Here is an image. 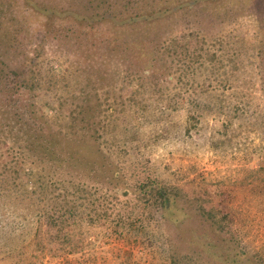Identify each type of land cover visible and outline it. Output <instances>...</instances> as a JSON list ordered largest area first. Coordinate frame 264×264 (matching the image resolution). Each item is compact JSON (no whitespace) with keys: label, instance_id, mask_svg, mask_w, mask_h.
Returning <instances> with one entry per match:
<instances>
[{"label":"rangeland","instance_id":"rangeland-1","mask_svg":"<svg viewBox=\"0 0 264 264\" xmlns=\"http://www.w3.org/2000/svg\"><path fill=\"white\" fill-rule=\"evenodd\" d=\"M90 5L91 0H0V128H3L0 135L9 137L7 132L12 130V133L21 136V126L13 124L23 121L24 118L30 121L25 125L26 131L31 127H38L37 132L40 133L42 129L48 130L46 123L39 116L40 112L49 113L56 109L65 115L76 113L80 116L82 113L78 110L87 107L89 109L87 116L91 118L84 135L86 146L90 145L87 149L92 150V156L95 158L98 156L94 151L97 141L101 142L106 151L117 148V156L112 154L110 158L113 163L111 166L117 165L121 171L120 179L115 181L118 183L117 186L113 185L115 182H105L106 191L107 187L112 188L106 198L101 197L102 194L99 193V197L108 205L109 218L94 223L85 220V223L81 224L83 236L79 241H74L73 250L65 249L57 253L58 251L54 250L57 242L52 249L50 248L52 251H48V248L43 251L34 249L28 247L29 243L33 244L32 238L24 248L30 249L31 258L33 257L31 253L38 254V264H169L166 247L170 245L167 243L174 242L179 252H190L195 246V240L190 241L191 237L206 227L199 213L196 214L193 210L196 211L198 205L207 208L210 202L217 204L214 208L215 213L217 208H223L228 212V215L224 216L222 209H218L217 226L218 232H221L218 236L223 233L232 234L230 236L234 237L232 243L241 246L251 256H244L237 264H259L258 260L264 259L263 31L259 34L261 43V49H257L259 52L255 54L256 50L249 46L243 48L241 58L239 57L237 61L239 68L233 69L230 76L232 103L243 107L245 113H210L198 120L197 112L193 110L184 112L180 109L163 114L170 115L167 119L172 120L170 126L165 129L162 127V122L168 126L165 116L150 112L159 101L158 97L165 93L160 74L164 69L163 65L169 67L172 65L171 68L177 71L175 75L179 70H188L189 67L185 64L194 51L195 37L201 35V32L212 34L210 31L218 28L215 25L217 21H213L216 18H209L206 15L197 18L187 9L180 8L169 17L167 23L161 21L162 27L161 24L158 25L161 29L171 30V33L178 36L166 52H163L164 48L156 47L155 42L159 39L157 34L143 40L145 54L139 55L136 48L134 51L127 49L121 53L118 51L122 49L100 53L96 45L102 33L93 35L87 33L90 24L87 23V19H83L88 9L90 10ZM249 7L252 11L251 17L262 18L261 21H255V24H262L264 27V0L255 2L252 0V3L246 6L247 9ZM207 8L208 6L203 10L206 13ZM250 23L252 26L253 22ZM160 32L162 30L159 34ZM27 55L30 57L35 55L33 63L38 65L40 76L44 73L43 59L46 58V61L58 57L64 59L77 71L70 75V86L54 91L47 86L43 78L38 81L32 92L27 90L25 76L30 72L28 63L30 57L27 58ZM144 55L153 56V66L159 75L153 81L147 82L146 91L141 90L143 87L139 88L136 84V79L137 82L141 81L140 77H136L132 83H128L129 79L125 76L122 77L127 67L131 69L143 67L146 59ZM183 60L184 66L179 64ZM196 63L194 62L195 65ZM207 74L209 76L204 77L202 71L198 72L194 93L205 91L211 85L209 81L215 84L220 79L211 71ZM149 82L151 84H148ZM142 97L152 105L147 114V121L139 122L138 130L131 134L130 140L133 141L131 145L123 146L116 139L119 143L112 146L105 139L118 138L122 135L126 138L127 133L123 132V125L130 121L131 108L137 106L139 98ZM107 101H114L115 104L116 101L119 102L116 105L118 111L112 114V123L109 124L107 116L101 114L104 110L99 112L100 108H105ZM30 102L34 103L30 108L35 109L38 115L36 118L26 116L27 103ZM186 117H194V122H197V130L190 131L192 138L182 133L174 134L175 131H182ZM228 118H231V122ZM113 122L116 123L114 126ZM177 124L181 125L178 129ZM201 125L207 127L201 128ZM211 134L216 141L217 137L223 138L226 135L230 138V143H219V147L212 148L208 139L203 140ZM1 142L2 140L0 145L11 144L10 138H6V142ZM97 173L102 178L105 170L100 168ZM146 181L166 185L175 192L181 190L183 194L189 192V198L185 202L184 199L183 202L176 200L175 206L168 210L162 208L157 211L155 205L148 206L141 198L139 206L125 207L121 202L126 194L131 202L135 200L132 197L134 193H130L131 188L128 185ZM210 183H214L217 189L206 191L204 186ZM94 196L86 197L88 199L86 201L90 203L85 207L87 212L92 210L90 200ZM81 198L79 196L77 200ZM115 202L118 206L112 209ZM176 206H182V209H177ZM114 211L121 215L117 216ZM127 211L131 213L126 214ZM112 217L118 219L120 217V220L122 218L130 223H143L146 229H156L162 240L155 241L152 248H143V241H140L139 235L138 240L132 236L119 235L116 230L117 223L110 222ZM108 224L113 230L108 229L110 227H107ZM38 229L44 235L48 233L44 219L38 225ZM166 237H170L171 240H165ZM217 247L218 253L225 251L222 246ZM143 249L145 251L141 253ZM28 258L29 256L25 261H28ZM201 262L223 263L220 262V256L212 255L200 259L195 257L190 264Z\"/></svg>","mask_w":264,"mask_h":264},{"label":"trees","instance_id":"trees-1","mask_svg":"<svg viewBox=\"0 0 264 264\" xmlns=\"http://www.w3.org/2000/svg\"><path fill=\"white\" fill-rule=\"evenodd\" d=\"M251 3L252 0H91L90 10L88 9L87 15L83 16V19H87V23L90 24L87 33L92 35L93 33H102V37L99 35L100 39L96 45L100 53L122 49V51H118L121 53L127 49L134 51L136 48L139 55H142L145 54L143 40L157 34L159 39L155 42L156 47L164 48L163 52H166L178 36L171 33V30L161 29V21L167 23L169 17L180 8L187 9L197 18L202 15L209 18L215 17L216 19L213 21H217L215 25L218 26L215 31H210L212 34L201 32V35L195 37L194 51L187 58L185 64L186 67H189L188 70H179L175 75L177 71L171 68V64V67L163 65L164 69L160 74H162L165 93L158 97L159 101L154 104L153 111L151 110L152 105L147 103L144 97L139 98L138 105L131 108L130 121L123 125V132L127 133L126 138L122 135L118 138L113 137L105 140H108L112 146L115 145L114 143L120 142L121 145L128 147L133 142L131 134L138 130L139 122L147 121V114L150 110L159 116H165L168 126L164 125L161 120L162 127L165 129L170 126L172 120L167 119L170 115L163 114L180 109L184 112L191 110L197 112L198 120L210 113H245L243 107L232 103L230 76L233 69L239 68L237 61L243 48L245 49L246 46L254 48L255 54L259 52L257 49H261L259 34L261 31L264 33V27L262 24H255V21H261L262 18L251 17V8H246ZM206 6H208L207 13L203 11ZM250 22H253L252 26ZM159 24L161 27H158ZM160 30L162 32L159 34ZM144 56L146 59L143 67L137 66V69L127 67L122 77L125 76L126 79H129L128 83H132L136 77H140L141 81L137 82L136 79V84L139 88L143 87L141 90L146 91L147 82L153 81L159 75L153 66V56ZM29 57L30 55H27V58ZM34 58L35 55H31L28 59L30 72L25 76L27 90L32 92L38 85V81L43 78H45L47 86L54 91L70 86V75L77 72L76 68H72L69 63L59 57L47 59V61L45 58L43 59L44 73L40 76L38 65L33 63ZM181 62L179 64L184 66L185 60ZM194 62H197L196 65ZM201 71L204 77L209 76L207 73L210 74L211 71L215 77L220 79L215 84L209 81L211 85L205 91L194 93L196 75ZM134 90L139 91V89ZM118 104L117 101L116 104L114 101H107L105 108L99 109V112L105 111L101 114L107 116L108 124L112 123L111 116L118 111L116 107ZM30 106H34V103H27L26 116L30 115V117L36 118L38 115H36L35 109ZM88 110L87 107L80 108L78 110L79 113H82L80 116L76 113L65 115L56 109L49 113L42 111L39 116L46 123L48 130L42 129L40 133L37 132L38 127L29 126L31 128L28 131L25 130V125L30 122L28 119L24 118L23 121L15 122L14 126H21L22 135L9 130L7 132L9 137H6L10 138L9 146L7 143H2L6 142V138L4 135H0V140H2L0 145V264H38V254L31 253L32 259L30 249L24 248L30 242V238H32L33 244L29 243L28 247L34 249L43 251L48 248V251H52L50 248L52 249L54 243L57 242L54 247V250L58 251L57 253L63 252L65 249L73 250L74 241H79L83 236L81 224L85 223V220L94 223L100 219L109 218L108 205L101 197L106 198L108 191L112 189L107 187L108 191H106L105 182L114 183L120 179L121 171L117 165L111 166L113 163L110 159L112 154L117 156L118 153L116 152L117 148L106 151L101 142L97 141L94 151L98 153V156L93 158L92 150L87 149L90 145L86 146V139H84L85 128L91 123V118L87 116ZM228 120L231 122V118ZM194 121V117H186L184 120L186 124H182V131H175L174 134L182 133L192 138L191 129L197 130V122ZM113 123L114 126L116 123ZM179 127L181 125L177 124V129ZM200 127L207 126L201 125ZM17 128L20 130L19 126ZM2 130L3 128H0V132ZM207 139L209 143L211 142L212 148L219 147V143H230V138L226 135L223 138L217 137L216 141L211 134L204 137L203 140ZM23 141L24 143H21ZM100 168L105 170L102 178L97 173ZM117 184L115 182L113 185L117 186ZM128 187L131 188L130 193H134L135 196L132 197L135 200L131 202L126 194L121 203L127 208H130L131 205L133 208L139 206V198H141L144 200L143 203L145 201L148 203V206L155 205L157 211L162 208L168 210L175 206L176 200L183 202L182 199H184L185 202L189 198V192H184V194L182 190L175 192L174 189H169L166 185L152 181L135 182ZM204 189L213 191L217 187L214 183H210L204 186ZM191 191L194 193L192 189ZM99 193L102 194L101 197H99ZM90 195L95 196L90 200L92 210L87 212L85 207L90 203L86 200ZM79 196L82 197L81 200H77ZM190 202L192 203V201ZM116 206L118 205L115 202L112 209H115ZM198 206L193 212L199 213L202 221L206 223V227L191 237L190 241L194 242L195 240V246L191 248L190 252H179L176 250L174 242L170 243L169 241L167 244L170 247H166L169 264H190L195 257L200 259L204 256L212 257V255L220 256L222 264H237L244 256L251 257L241 246L232 243L234 239V237L230 238L232 234L223 233L218 236L221 232H218L216 214L218 209H222L224 216H227V211L217 208L215 213L214 208L217 204L210 202L207 204V208L203 205ZM175 208L182 209V206ZM114 212L117 216L121 215L117 211ZM130 213L131 211L126 212V214ZM163 218L166 219L164 216ZM43 219L47 224L48 233L46 235L38 229V225L43 222ZM175 220L178 221V219ZM110 222L117 223L116 230L119 235L132 236L135 240H138L137 236L139 235L140 241H143V248H152L155 241L162 240L156 229H146L143 223H130L122 218L120 220V217L119 219L112 217ZM180 222L182 221L180 220ZM107 227L109 230H113L110 224ZM165 240H171V238L166 237ZM217 246H222L225 251L218 253ZM144 251L145 249L141 250V253ZM28 256V261H25ZM258 263L264 264V259L258 260Z\"/></svg>","mask_w":264,"mask_h":264}]
</instances>
